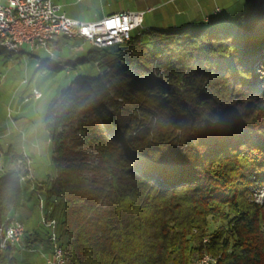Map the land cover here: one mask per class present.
<instances>
[{
  "label": "trees",
  "instance_id": "trees-1",
  "mask_svg": "<svg viewBox=\"0 0 264 264\" xmlns=\"http://www.w3.org/2000/svg\"><path fill=\"white\" fill-rule=\"evenodd\" d=\"M244 1L230 21L142 29L38 64L103 68L75 76L43 117L65 264H192L202 250L215 264H264V199L251 193L264 185V0ZM19 188L14 172L0 177V222ZM0 257L17 264L18 251Z\"/></svg>",
  "mask_w": 264,
  "mask_h": 264
},
{
  "label": "rangeland",
  "instance_id": "rangeland-1",
  "mask_svg": "<svg viewBox=\"0 0 264 264\" xmlns=\"http://www.w3.org/2000/svg\"><path fill=\"white\" fill-rule=\"evenodd\" d=\"M234 8L235 12L228 18L229 21L237 13L245 11L247 5L244 1L235 2ZM166 12H169L168 8ZM166 12H164L162 21H158V23L152 22V14L154 13L147 15L139 29L142 30L149 26L165 29L168 24L167 22L171 18V15ZM88 48V44L79 48H71L67 45L56 53H52L56 57L59 56V59L55 57V62L63 66L67 61L71 62L77 59H83L86 56ZM34 55L41 57L43 53H41V50H35ZM45 55L47 58V54ZM75 65L76 69H72V67L69 69L70 67L68 65L69 68L65 67L59 72L42 71L37 70L36 58L29 56L26 52L18 59L0 53V83H5L4 90L6 92L5 94L0 92V118H2L1 120L6 125L7 130H10L11 137L16 143L14 148L18 150L15 153L12 167L15 169L13 172L18 178L20 186L18 193L21 197V204L23 201L26 209L32 212L33 217L35 219L38 218L37 222L41 217L38 196L40 195L44 200L41 204L44 207L47 206L45 196L49 186L48 183L54 178L55 174L51 146L43 126V117L47 107L75 76L80 74L95 76L97 73H102L103 69L99 68L97 63L92 62H82ZM33 90L38 91L40 97L33 98L31 95V91ZM1 157L0 153V173L3 170ZM251 193L253 199L262 202L264 199V185L256 184L252 186ZM58 201L56 199L52 203L56 204V209L53 205H49L53 206L54 216L58 210ZM19 207L20 205L13 209L12 206H9L5 216L22 220L21 216H19L22 209ZM16 212H18L19 217H16ZM217 226L218 222L210 223L208 233ZM204 237H207V235ZM42 253L43 255L38 252H21L25 256H21L20 260L18 257L17 264H44V257L51 256V249L44 247ZM205 253L213 256L211 251L205 250ZM200 254L202 252L194 258H197ZM192 264H195L194 261Z\"/></svg>",
  "mask_w": 264,
  "mask_h": 264
},
{
  "label": "built area",
  "instance_id": "built-area-1",
  "mask_svg": "<svg viewBox=\"0 0 264 264\" xmlns=\"http://www.w3.org/2000/svg\"><path fill=\"white\" fill-rule=\"evenodd\" d=\"M142 22L140 11L115 12L94 22H82L68 17L52 0H0V50L10 55H18L24 47L28 52L43 50L51 59L50 43L59 38L81 40L101 51L112 50L139 34ZM32 96L38 98L40 93L33 90ZM38 199L41 212L38 225L46 231L44 239L26 242L24 224L5 216L0 222V256L7 249L43 255L44 247H48L51 256L44 257V264H65L66 251L57 236L53 207H44L40 195ZM202 241L205 244L207 238ZM201 252L194 258L195 264H215L213 256L205 250Z\"/></svg>",
  "mask_w": 264,
  "mask_h": 264
},
{
  "label": "crops",
  "instance_id": "crops-1",
  "mask_svg": "<svg viewBox=\"0 0 264 264\" xmlns=\"http://www.w3.org/2000/svg\"><path fill=\"white\" fill-rule=\"evenodd\" d=\"M56 5H59L62 11L70 18L82 21V22H94L101 19L103 16L121 12V11H140L143 12V22L145 17L149 14H152V22L158 23L162 21L164 12L168 8L169 12H166L171 15L170 21L167 23L165 29H182L190 28L203 23H212L218 20L229 21L231 14L235 12L234 3L238 2L237 0H52ZM167 7V8H164ZM220 9L219 14H214L215 8ZM156 11H158L156 13ZM206 18L208 20H206ZM148 19V18H147ZM148 21H150L148 19ZM142 22V23H143ZM148 28H155L149 26ZM147 29V28H145ZM156 29H163L157 28ZM77 43V44H76ZM87 43L82 42L81 40H71L66 38H59L50 43V49L54 53L61 50L62 47L70 46L71 48H79ZM89 50L91 47L88 44ZM25 52L29 56L36 58L37 66L39 63L43 62L46 59V53L41 50L43 55L40 57L34 55L35 51L28 52L24 47L21 52L16 56H11L8 53H4L6 56L15 57L16 59L22 57ZM45 56V57H44ZM56 55L53 54L52 60L55 61ZM56 58L59 59V56ZM65 62L64 64L68 63ZM73 62V61H71ZM63 64V65H64ZM79 64V63H78ZM69 68L68 66H65ZM71 69V67L69 68ZM72 69H76L72 68ZM4 84L0 83V92L6 93L4 90ZM32 95V91H31ZM34 98V97H33ZM2 118H0V153H1V164L3 165V170L0 173V177L8 172H13L15 169L12 167L13 159L15 158V153L18 150H15V142L11 137L10 130H7L6 125L3 124ZM7 148V149H6ZM6 149V150H5ZM22 209L21 216L22 220H16L22 222L25 226L27 235L35 232H40L43 229L38 225L37 219L34 218L32 212L29 209H26V206L20 204ZM18 212H16V217ZM36 222V223H35ZM22 255L18 252V259H21ZM18 261V260H17Z\"/></svg>",
  "mask_w": 264,
  "mask_h": 264
},
{
  "label": "water",
  "instance_id": "water-1",
  "mask_svg": "<svg viewBox=\"0 0 264 264\" xmlns=\"http://www.w3.org/2000/svg\"><path fill=\"white\" fill-rule=\"evenodd\" d=\"M238 2H241V1H244V0H237ZM237 2V3H238ZM245 2V1H244ZM220 13V9L218 8V7H216L215 8V10H214V14H219ZM206 20H208L207 18H206Z\"/></svg>",
  "mask_w": 264,
  "mask_h": 264
}]
</instances>
